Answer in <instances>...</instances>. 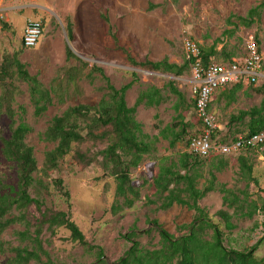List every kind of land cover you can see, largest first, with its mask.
<instances>
[{
	"label": "rangeland",
	"instance_id": "374dc122",
	"mask_svg": "<svg viewBox=\"0 0 264 264\" xmlns=\"http://www.w3.org/2000/svg\"><path fill=\"white\" fill-rule=\"evenodd\" d=\"M263 2L264 0H0V66L4 60H11L18 54L19 61L26 66L29 74L37 77L44 88L54 90L53 105L44 115L36 117L27 83L18 77L6 81L14 90V100L10 105L15 118L11 120L7 113L1 114L0 138L8 139L13 128L21 121L27 123L31 133L26 142L33 148L40 170L43 169L46 154L56 147L43 139V134L53 119L71 107L96 106L106 96L107 83L99 72L92 73L94 68L102 70L117 89L133 83L126 94V102L130 108L135 106L141 93L150 87L160 89L166 99L159 108L148 109L141 106L136 111L135 117L142 126L143 140L151 146L152 152L144 156L137 168L131 170L132 185L139 192L133 206L129 207L125 198L118 195L119 181L103 167L100 153L109 146L108 137L74 144L61 169L51 174L50 178H44L50 192L46 196L47 208L67 213L86 241L103 250L106 264L119 262L134 243H139L144 250H158L161 238L153 221H157L175 238L188 233L185 226L192 223L195 212L181 205L162 210L154 179L159 173L160 165L177 162L181 154L187 151L188 140L202 136L203 130L195 107H188L192 103L191 71H185L183 76L178 77L153 72L148 68L132 67L126 54L117 49L112 35L117 37L119 48L128 51L138 63L167 59L171 64L183 66V41L188 38L201 48V45L223 44L236 53L237 59H241L249 55L248 50L247 53L245 51L246 39L249 37L248 45L257 41L264 61V9L260 17H255L247 25L250 22V10ZM29 18L43 22L44 36L35 49L24 50L22 37L25 22ZM238 18H246V24ZM229 20L234 24H230ZM69 25L73 31L72 39L68 36ZM67 48L76 59L67 60ZM262 72L264 73V64L258 84L250 83L249 89L264 87ZM66 73H71L69 80L72 83L69 86L63 81ZM171 82L186 99V106L179 111L174 109L177 98L168 89ZM257 102V99L249 103L245 98H240L238 110H250L257 105L259 107L261 104ZM20 108L24 111L21 112ZM218 110L224 111L221 112L222 115H216V123L220 126L215 136L218 142H231L249 133L250 117L230 125L226 110ZM238 113L239 111L236 114ZM178 114H182L184 118H178ZM169 126L177 131H181L183 126L187 127L186 135L175 148H171L169 142L160 136V131ZM109 130L100 129L97 134L107 133ZM240 156L246 157L252 166L251 174L241 171L237 162ZM215 158L201 159L204 162L201 168L204 178L199 180V188L210 179ZM221 158L229 160V166L221 172L215 171L216 189L199 201V207L221 227L223 222L217 213L226 211L232 215L233 224L237 228L231 233L223 228L226 233L225 247L235 250L250 249L260 239H264V214L252 207V218L241 216L235 209L237 206L229 208L224 204L220 187L233 190L240 200L246 201L249 206L256 205L260 208L264 204V147L242 151L239 156ZM0 177L8 184L17 186L16 168L4 158L1 142ZM56 179L63 181V190L55 186ZM129 198L133 199V196L130 195ZM31 211L33 213L34 208ZM14 230L20 231L23 228L10 229L2 236V240L17 247L21 243L17 241ZM132 232L137 236L129 238ZM50 239L51 244H48ZM42 240L51 264H98L95 253L74 243L66 229H60L54 238L45 232ZM24 245H29V242ZM255 256L264 260V241ZM13 257L12 252L0 253V264H9ZM42 261L47 262V259L43 257ZM30 264L42 263L32 261Z\"/></svg>",
	"mask_w": 264,
	"mask_h": 264
},
{
	"label": "trees",
	"instance_id": "16d2710c",
	"mask_svg": "<svg viewBox=\"0 0 264 264\" xmlns=\"http://www.w3.org/2000/svg\"><path fill=\"white\" fill-rule=\"evenodd\" d=\"M263 9L264 2L250 10L248 14L250 22H247V25H250L255 17H260ZM238 20L246 24V18H238ZM229 22L233 23L231 20ZM68 36L70 39L73 38L71 25L68 26ZM112 37L117 49L126 54V58L132 67L148 68L153 72L178 77L183 76L185 71L190 70L189 61H185L183 66L171 64L167 59L160 62L138 63L128 51L119 48L118 39L114 34ZM255 42L258 45V42ZM66 54L68 61L76 59L69 48H67ZM202 61L205 67L209 65L206 62L207 60L205 61L202 58ZM95 72H99L107 83L108 92L106 96L96 106L79 105L71 107L61 116L53 119L51 125L43 134V139L55 144L56 147L46 154L42 170L38 167L33 148L26 142L28 135L31 133V128L27 123L21 121L13 128L8 139L0 138L2 154L9 163L14 165L17 172L16 187L8 184L0 177V253L12 252L14 254V257L9 260V264H30L32 261L51 264L49 254L43 247V235L47 232L51 238H54L60 229L69 231L70 238L74 243L84 246L90 253L94 252L98 264H106L103 250L90 245L86 241L79 227L71 221L67 213L55 211L46 206V196L50 192L44 178H50L51 174L61 169L74 144H80L89 139L96 140L108 137L109 146L100 153L103 158V167L109 170L111 175L119 181L118 195L125 198L129 207L133 206L134 201L139 197V192L132 185L131 170L137 168L143 161L144 156L151 154L152 151L151 146L143 140L142 126L135 117L136 111L141 106L148 109L159 108L166 99L160 89L150 87L141 93L135 106L130 108L126 102V94L133 83L117 89L110 83L102 70L94 68L92 73ZM133 75L136 74L133 73ZM12 77H18L27 83L31 102L35 108V116L44 115L53 105L52 93H54V90L44 88L37 77L31 76L26 66L19 61L17 54L11 60H4L0 66V116L2 113H7L11 120L15 118V112L10 105L14 100V90L11 89L12 85L6 82L7 79ZM69 78H71V73H66V79H63L66 86L72 83ZM168 89L177 98L178 102L174 105L176 111L186 106L184 94L172 82L169 83ZM188 107H195V102L192 101ZM23 111L21 109V112ZM246 117H250L251 122L249 133L244 136L261 132L264 129V100L260 107L253 108L249 112H240L239 116L231 119L230 125H234L238 120H243ZM178 118L183 119L184 116L178 114ZM107 128L110 129L107 133L97 134L100 129ZM186 129L187 127L183 126L181 131H177L173 126H169L160 131V136L169 142L171 148H175L182 137L186 135ZM216 133L217 131L213 134L214 141H217L215 138ZM192 139L186 143L187 151L181 154L177 162L160 165L159 173L154 179L156 194L160 199L162 210L170 209L174 205H181L195 212L192 223L185 226L188 233L180 238H175L157 221H153L160 234V248L149 251L140 248L139 243H134L126 256L115 264H264V260H260L255 256L256 251L264 241L263 238L250 249H228L224 244L226 233L223 228H226L229 233L236 230L237 226L232 221L233 216L226 211L218 212L217 215L223 222V227H221V225L211 220L206 211L199 207V201L216 189L217 177L215 171L225 170L229 166V160L221 158L222 156H212L216 157L212 163V170L214 171L210 172V179L206 180L205 184L199 188L201 186L199 180L204 178L201 172L204 162L201 159L207 158H200L188 151ZM237 162L242 172L252 173V166L249 165L246 157L240 156ZM182 172H185V174H182ZM54 183L59 190H63L61 179H56ZM220 191L223 194L224 204L229 208L237 206L235 209L240 212L241 216L252 218L254 213L250 210L252 207L255 211H261L264 214V204L260 208L256 205L249 206L246 201L240 200L233 190L221 186ZM65 194L68 196L67 193ZM130 195L133 196V199L129 198ZM33 208L34 212L32 213ZM247 209L248 211L245 212ZM15 227L23 228L20 231L14 230V235L21 245L12 247L2 240V236ZM209 231L212 233H208ZM135 236L137 234L132 232L129 238ZM26 242H29V245H24ZM47 243L51 244V239ZM43 257L47 259V262L42 261Z\"/></svg>",
	"mask_w": 264,
	"mask_h": 264
},
{
	"label": "built area",
	"instance_id": "2783aa9c",
	"mask_svg": "<svg viewBox=\"0 0 264 264\" xmlns=\"http://www.w3.org/2000/svg\"><path fill=\"white\" fill-rule=\"evenodd\" d=\"M43 35L40 21L29 20L23 37L27 49L36 48ZM184 50L191 66V94L195 102L197 117L202 122V136L193 138L188 151L200 158L212 156H239L242 151L255 150L264 146V129L251 136H241L231 143L213 140L218 130L215 117L209 112L215 92L229 85L257 83L263 66V59L257 43L248 45L246 59L229 65L211 63L203 65L201 50L195 41L184 40Z\"/></svg>",
	"mask_w": 264,
	"mask_h": 264
},
{
	"label": "crops",
	"instance_id": "0c3cea01",
	"mask_svg": "<svg viewBox=\"0 0 264 264\" xmlns=\"http://www.w3.org/2000/svg\"><path fill=\"white\" fill-rule=\"evenodd\" d=\"M32 19H35V18H32ZM230 24H234V23H230ZM25 25H26V22H25ZM24 29H25V27H24ZM249 38L246 39V50H245L246 53L248 50V42H249L248 39ZM201 46H202V48L200 46L199 47L201 48L202 58H203V60L205 59V61L207 60L206 61L207 64L216 63V64H221V65H229V64L236 63L238 61H242V60L246 59V57H247V56H245L244 58L237 59V56H235L236 53L233 50H229L228 47H226L223 44L221 45V44L212 43L211 45H208V46H203V45H201ZM259 50H260V48H259ZM184 52H185V50H184ZM185 61H187L186 53H185ZM262 74L264 76L263 72H262ZM248 85H250V84L242 83V84H236V85H229V86L220 88L215 92L214 97H213L212 102H211V105H210L209 112L215 117L216 122H217L216 115H222L221 112H224L223 110H218L219 108L226 110V115L229 118L228 120L231 121V119L236 117L238 114H240V112H249L251 109L258 107V105L253 106L252 108L250 107L251 108L250 110L247 109L246 111L245 110H238L239 109L238 108V102H239L240 98H245V100L249 103L254 99H257V101H258L257 104L262 103V100L264 97L263 96L264 95V87L262 89L256 88L255 90H252V89H249ZM191 96H192V94H191ZM192 101H194L193 97H192ZM216 101H219V102H216ZM237 111H239L238 114H236ZM250 122H251V120H249V122H248L249 125H250ZM249 125H248V127H249ZM218 130H220L219 125H218ZM263 147L264 146H262L260 148H263ZM260 148H258V149H260ZM255 150H257V149H255Z\"/></svg>",
	"mask_w": 264,
	"mask_h": 264
},
{
	"label": "bare ground",
	"instance_id": "6f19581e",
	"mask_svg": "<svg viewBox=\"0 0 264 264\" xmlns=\"http://www.w3.org/2000/svg\"><path fill=\"white\" fill-rule=\"evenodd\" d=\"M29 20H35V19H29ZM28 20V21H29ZM27 21V22H28ZM37 21H40L41 22V20H37ZM27 22H26V26H27ZM42 23V22H41ZM26 26H25V29H26ZM42 26H43V24H42ZM24 34H25V30H24ZM24 34H23V37H24ZM43 36H44V27H43V35H42V38H43ZM23 37H22V47L24 48V50H30V49H27V48H25L24 47V45H23ZM42 38H41V40H42ZM41 40H40V42H41ZM40 44V43H39ZM183 45H184V41H183ZM33 49H35V48H33ZM186 53V52H185ZM202 55V54H201ZM187 57V56H186ZM187 61H189L188 59H187ZM189 63H190V61H189ZM190 70H191V66H190Z\"/></svg>",
	"mask_w": 264,
	"mask_h": 264
}]
</instances>
